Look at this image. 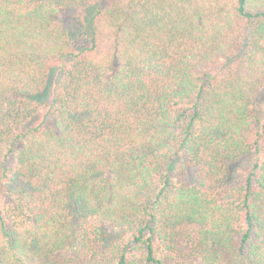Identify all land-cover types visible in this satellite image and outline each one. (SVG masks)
<instances>
[{
	"label": "trees",
	"instance_id": "1",
	"mask_svg": "<svg viewBox=\"0 0 264 264\" xmlns=\"http://www.w3.org/2000/svg\"><path fill=\"white\" fill-rule=\"evenodd\" d=\"M0 264H264V0H0Z\"/></svg>",
	"mask_w": 264,
	"mask_h": 264
},
{
	"label": "rangeland",
	"instance_id": "2",
	"mask_svg": "<svg viewBox=\"0 0 264 264\" xmlns=\"http://www.w3.org/2000/svg\"><path fill=\"white\" fill-rule=\"evenodd\" d=\"M54 74L52 76L51 86L54 85V81H55ZM253 158H254L253 156H245L231 165L232 167H230V173L227 178L225 187L228 188L240 187V184H242L244 177L252 169Z\"/></svg>",
	"mask_w": 264,
	"mask_h": 264
}]
</instances>
